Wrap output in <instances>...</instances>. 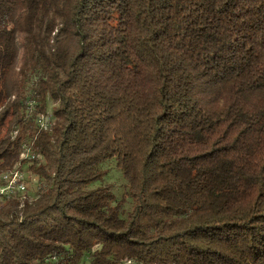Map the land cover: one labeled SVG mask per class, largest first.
<instances>
[{"label": "trees", "instance_id": "16d2710c", "mask_svg": "<svg viewBox=\"0 0 264 264\" xmlns=\"http://www.w3.org/2000/svg\"><path fill=\"white\" fill-rule=\"evenodd\" d=\"M111 161L126 215L88 189ZM18 164L0 264H264V0H0V186Z\"/></svg>", "mask_w": 264, "mask_h": 264}, {"label": "rangeland", "instance_id": "374dc122", "mask_svg": "<svg viewBox=\"0 0 264 264\" xmlns=\"http://www.w3.org/2000/svg\"><path fill=\"white\" fill-rule=\"evenodd\" d=\"M55 105L49 102L48 114L52 116ZM20 168V165H16L15 168ZM22 171L26 176V191L24 192L25 198L33 200L38 195V188L41 185V180L37 175H33L29 171V166H24ZM96 171L101 175V180L88 187V189H96L98 187H109L115 194L117 200H124L123 210L126 215L132 208V201L128 198V182L125 179L121 170L116 166V163L111 161L104 163L97 167ZM3 175V174H2Z\"/></svg>", "mask_w": 264, "mask_h": 264}, {"label": "built area", "instance_id": "2783aa9c", "mask_svg": "<svg viewBox=\"0 0 264 264\" xmlns=\"http://www.w3.org/2000/svg\"><path fill=\"white\" fill-rule=\"evenodd\" d=\"M47 115H40L35 119V127L38 128L39 131H46L51 127V124H48ZM21 159H27L28 164H31L33 159H35V155L32 153L29 145L25 144L23 146V153L21 155ZM2 181V180H1ZM3 184L0 186V197L1 196H17L23 197L24 192L26 191V176L25 173L21 170V168H17L15 172H13L12 180L2 181Z\"/></svg>", "mask_w": 264, "mask_h": 264}, {"label": "bare ground", "instance_id": "6f19581e", "mask_svg": "<svg viewBox=\"0 0 264 264\" xmlns=\"http://www.w3.org/2000/svg\"><path fill=\"white\" fill-rule=\"evenodd\" d=\"M12 177H13V172L12 173H9V174H5L3 176V180L4 181H9V180H12ZM1 197H8V198H10L11 196H1Z\"/></svg>", "mask_w": 264, "mask_h": 264}]
</instances>
